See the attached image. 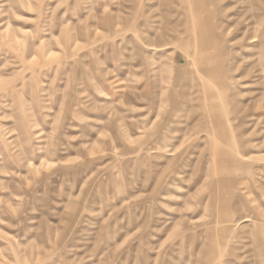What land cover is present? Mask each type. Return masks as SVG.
Segmentation results:
<instances>
[{
	"label": "rangeland",
	"instance_id": "rangeland-1",
	"mask_svg": "<svg viewBox=\"0 0 264 264\" xmlns=\"http://www.w3.org/2000/svg\"><path fill=\"white\" fill-rule=\"evenodd\" d=\"M206 1L0 0V264H264V0Z\"/></svg>",
	"mask_w": 264,
	"mask_h": 264
},
{
	"label": "crops",
	"instance_id": "crops-1",
	"mask_svg": "<svg viewBox=\"0 0 264 264\" xmlns=\"http://www.w3.org/2000/svg\"><path fill=\"white\" fill-rule=\"evenodd\" d=\"M211 2H213V0H207L205 3L204 2H202V3H204L206 6H208ZM204 10H205V13H206V17L202 21L204 22L206 28L208 27L209 24L211 25L212 28L216 27L217 25L223 26L222 24H216L215 22H213L214 17H215V19L217 18L215 16V13H210L206 9H204ZM211 14H213V15H211ZM221 43H222V41L220 42V45H221ZM203 45L205 46V44H203ZM220 49H221V46H220ZM220 49H219V52H220ZM212 50H214V49H212ZM210 58L215 60L214 57H210ZM216 126L220 127L219 124H217Z\"/></svg>",
	"mask_w": 264,
	"mask_h": 264
}]
</instances>
